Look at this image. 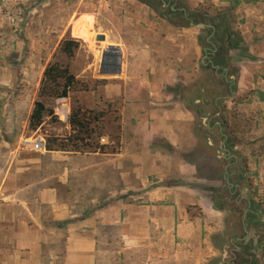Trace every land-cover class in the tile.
Instances as JSON below:
<instances>
[{
	"label": "rangeland",
	"instance_id": "374dc122",
	"mask_svg": "<svg viewBox=\"0 0 264 264\" xmlns=\"http://www.w3.org/2000/svg\"><path fill=\"white\" fill-rule=\"evenodd\" d=\"M191 2L195 7L193 11L198 14L207 12L213 17L225 12L235 19L233 28L237 38L231 54L220 51L215 58L216 61L226 55L227 61L233 60L234 64L229 62V74L235 78L236 95L232 97H229L227 85L205 66L207 59L201 66L204 54L198 46L205 45L209 32L201 40V27L191 26L183 16L171 22L164 20L159 13L161 3L158 0H0V207L33 197L34 194L28 197L24 194V188L30 182L26 177L39 172L36 169L41 166L42 157L52 153L46 150L50 141L57 140L66 148V151L54 152L92 154L103 145L108 146L106 152H115L119 137V101H105L103 90L109 83L119 81L124 71L120 75L103 74L100 67L102 54L109 46L121 49L125 44H140L142 33L145 44H150L154 50L150 58H169L177 51L173 52L171 46L174 40H168L172 38L176 43L187 45V50L190 48L188 45H193V51L190 53L189 50L187 55L190 59L186 60V68L180 75L185 81L171 91L178 106L195 113L192 140L184 154L179 149L173 153V166L180 167L183 158L186 171H190L195 180L203 178L208 182L207 189L204 184L203 188L197 189L207 196L203 208L187 209L188 218L193 223L190 239H194V244L183 246L177 243L174 252L187 256L191 253L194 259L197 256L199 262L196 264H218L222 261V246L225 244L228 247L224 259L226 264L230 258L228 251L232 248H229L227 239L233 237L229 225L233 224L237 231L233 239H248L238 253L236 264L242 261L245 264H264V29L257 31L256 26L253 27L255 23L264 26V21L257 17L264 16V0ZM177 4L191 11L188 0H178ZM84 15L95 20L96 39L93 43L73 36L75 22ZM250 17L255 18L253 24L241 29L253 19ZM99 35L105 40L98 41ZM69 39L81 42L72 60L60 48ZM122 60L125 61V54ZM208 60H211L210 55ZM227 61L225 67L229 66ZM56 62L69 67L79 82L78 89L67 100L40 99L43 72ZM168 63L184 65V61L172 59ZM200 89L204 92L201 93ZM222 90H225L227 98L222 99L219 106L223 109L228 148L235 161L225 160L219 153L220 136L207 139V127L197 113L202 108L198 106L200 100L208 96L210 103L220 96ZM38 100L44 101L46 107L53 111V116H46L42 126L33 131L29 127V117ZM77 107L103 117L94 126L91 149L73 140L75 132L67 119ZM215 111L211 110L212 115ZM214 121L209 120L207 125L212 126ZM39 139L43 141L45 150L36 152L32 145ZM226 173L229 184L239 185L238 198L231 194L232 190L224 179ZM240 197L244 199L240 200ZM3 209L7 214L8 208ZM244 212L247 235L242 227ZM224 237L227 241L220 242L219 239ZM162 247L168 251L169 244H162ZM9 256V245L2 243L0 264L6 263Z\"/></svg>",
	"mask_w": 264,
	"mask_h": 264
},
{
	"label": "crops",
	"instance_id": "0c3cea01",
	"mask_svg": "<svg viewBox=\"0 0 264 264\" xmlns=\"http://www.w3.org/2000/svg\"><path fill=\"white\" fill-rule=\"evenodd\" d=\"M188 1L191 11L195 10L193 0ZM254 17L241 29L253 24ZM257 17L264 21V16ZM231 18L234 27L235 19ZM254 26L257 31L264 29L257 23ZM143 37L140 33V44L117 47L121 57L125 54V61L121 58L124 75L103 90L105 101H119L117 150L104 154L52 152L42 157L41 166L36 169L39 172L26 177L30 182L24 194H34L33 197L0 207V245L10 247L4 264L199 262L191 253L187 256L174 252L177 243L194 244V239H190L193 223L187 209L203 208L207 196L197 189L203 184L208 188L207 180H195L186 171L183 158L180 167L173 166V153L179 149L184 154L192 140L195 113L178 106L171 89L184 83L180 75L193 45H188L187 50V45L168 39L174 40L171 46L176 53L169 58L152 59L149 55L154 50ZM198 47L204 54L203 48ZM171 59L184 61V65H170ZM204 59L207 57L202 58L201 66ZM227 62L225 69L230 73V64L234 63ZM54 160L55 164L49 167ZM3 208H8L7 214ZM245 218L244 212L242 227L247 235ZM229 228L233 237L237 236L236 227L230 224ZM233 237L227 239L232 248L226 264L236 259L233 244L241 242L242 246L248 240ZM227 240L219 239L222 243ZM162 244H169L168 251ZM226 248L224 244L222 251ZM221 260L218 264H224V252Z\"/></svg>",
	"mask_w": 264,
	"mask_h": 264
},
{
	"label": "flooded vegetation",
	"instance_id": "af4514ba",
	"mask_svg": "<svg viewBox=\"0 0 264 264\" xmlns=\"http://www.w3.org/2000/svg\"><path fill=\"white\" fill-rule=\"evenodd\" d=\"M158 1L161 3V10L159 11V13L163 15L164 20L171 22L178 19V17L183 16L186 21H189V24L193 23V25L195 26L203 25V27H201V40H203V36L207 32H209L205 40V45H201L204 50V55L207 57L208 61L206 67H210L214 72V76L220 79L221 82H223L225 85H227L229 97H232L235 94L234 89L236 82L234 76L230 75L228 71L224 72L226 68V55L220 56L216 61L215 58L220 55V51L227 52L233 48V42L236 41L237 38L235 30L233 28V19L225 12H221L215 14L213 17H210L207 12L198 14V12L196 11H188L186 8L178 7V0ZM172 1L174 2L172 3ZM165 12L168 13L165 14ZM200 43L203 42L201 41ZM209 55L211 57V60H208ZM215 67H218V69H216ZM214 87L216 86L214 85ZM225 93V90H222L220 96L215 97L214 101L211 100L210 103L207 101V99L209 98L208 96L205 97V99L200 100L198 106L202 108L198 109L197 113L200 115L203 124L207 127V139H209V136H220L222 141L219 145V153H222L224 155L225 160L235 161V157L232 155L231 150L228 148L227 137L224 133V121L222 120L223 109L219 106L220 101L227 98L225 96ZM203 108H210L211 110L214 109L216 111L212 115L211 110L205 111ZM203 112H205V116ZM211 119L215 120L214 124L212 126L207 125V122ZM228 185L230 186V184ZM231 185V194L238 198L239 188H237V186L239 185ZM242 199H244V197H240V200ZM241 244V242L233 244V253H235L234 255L236 256V259L231 262L232 264L237 263L238 253H240L242 249ZM223 252L225 253L226 249H224ZM239 264H245V262L242 261Z\"/></svg>",
	"mask_w": 264,
	"mask_h": 264
},
{
	"label": "trees",
	"instance_id": "16d2710c",
	"mask_svg": "<svg viewBox=\"0 0 264 264\" xmlns=\"http://www.w3.org/2000/svg\"><path fill=\"white\" fill-rule=\"evenodd\" d=\"M81 42L78 40H65L61 44V51L65 56L72 60L75 57L76 52L80 49ZM79 82L76 77L71 74L69 67L60 63H53L46 67L43 72L39 98L40 99H57L67 100L72 92H76ZM46 116H53V111L49 110L43 100H38L34 103V107L29 117V127L31 130H38L44 121ZM101 114H94L93 112H87L77 107L69 115L67 121L75 135L73 140L84 144L87 148H92L90 140L95 134L94 126L102 121ZM89 141V142H88ZM53 146H56L55 148ZM108 146L103 145L97 147L96 150L99 153L104 154ZM48 152L54 151H66V148L57 140L50 141L46 146Z\"/></svg>",
	"mask_w": 264,
	"mask_h": 264
},
{
	"label": "water",
	"instance_id": "95a60500",
	"mask_svg": "<svg viewBox=\"0 0 264 264\" xmlns=\"http://www.w3.org/2000/svg\"><path fill=\"white\" fill-rule=\"evenodd\" d=\"M191 26H194L193 23L190 24ZM199 27H203V25H199ZM98 41H104L105 37L102 35H99L97 37ZM121 53L120 50L115 46H109L106 51L102 54L101 59V72L105 74H111V75H120L121 74ZM218 69V67H215ZM225 72L227 70L225 69ZM225 181L228 183V177L227 173L224 176ZM226 252L224 253V259L226 258Z\"/></svg>",
	"mask_w": 264,
	"mask_h": 264
},
{
	"label": "bare ground",
	"instance_id": "6f19581e",
	"mask_svg": "<svg viewBox=\"0 0 264 264\" xmlns=\"http://www.w3.org/2000/svg\"><path fill=\"white\" fill-rule=\"evenodd\" d=\"M94 24L95 20L92 16H81L74 24L73 36L87 39V41L93 43L96 39ZM103 45H106V43Z\"/></svg>",
	"mask_w": 264,
	"mask_h": 264
},
{
	"label": "built area",
	"instance_id": "2783aa9c",
	"mask_svg": "<svg viewBox=\"0 0 264 264\" xmlns=\"http://www.w3.org/2000/svg\"><path fill=\"white\" fill-rule=\"evenodd\" d=\"M32 147H33V150H35L36 152H41L45 150V145L41 139L35 141Z\"/></svg>",
	"mask_w": 264,
	"mask_h": 264
}]
</instances>
